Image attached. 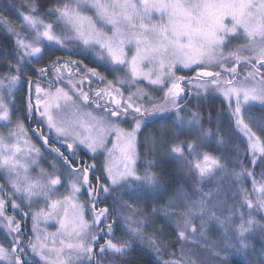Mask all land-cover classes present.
I'll list each match as a JSON object with an SVG mask.
<instances>
[{
  "label": "snow or ice",
  "instance_id": "6c2138e0",
  "mask_svg": "<svg viewBox=\"0 0 264 264\" xmlns=\"http://www.w3.org/2000/svg\"><path fill=\"white\" fill-rule=\"evenodd\" d=\"M23 7L26 11L16 9L20 30L0 17L6 33L0 36V51L11 38L12 55L5 54L4 59L16 60L8 67L17 73L0 76V122L5 127L13 124L14 92L22 82L21 67L27 60L42 56V44L72 55L92 56L113 71L126 67L131 84L120 78L115 84L129 88L147 80L164 90V97L163 103H158L143 89L125 96L113 81L83 61L56 57L46 68L36 70L47 87H41L39 80H27L29 95L23 116L28 120L35 117L47 130V135L41 127L32 130L43 144L47 146L52 137L60 147L49 146L56 158L49 173L39 166L42 153L31 143L20 116L15 117L6 136L0 133V264H32L35 257H39L36 264H105L108 254L119 258L116 264H133L137 244L140 251L147 245V251L157 257L149 264H210L201 248L220 264H227L229 250H256L249 237L259 235L264 244V139L245 119L255 107L264 108V0H24ZM229 64L232 66L227 67ZM81 68L85 69L84 77H94L106 87L90 97L82 88L85 79L73 80L74 75L80 76ZM238 68H243V73ZM184 69L195 76L176 75ZM190 95L198 102L194 106L186 99ZM217 95L227 101L235 126L247 139L252 170L240 160L239 147L234 149L235 159L202 151L212 137L226 143L218 119L215 130L206 129L203 123L200 102ZM142 99L147 104L139 103ZM179 101H185L183 106ZM88 107L101 114L83 110ZM125 118L133 121L131 131L116 123ZM207 120L213 122L211 112ZM149 124L154 128L141 143L147 145L144 155L151 159L145 160L141 175L137 136ZM259 127L264 135V124ZM110 135L116 138L112 148L107 147ZM185 136L194 138L181 139ZM61 147L73 157L81 147L86 148L96 162L80 166L78 160L65 156ZM117 149L119 163L113 155ZM105 155L106 159H100ZM161 157L181 162L197 186L208 181L211 187L201 191L196 201H188V193L178 189L176 198L186 201L184 211L170 212L175 207L170 199L166 206L153 207L146 214L139 205L163 191L162 177L153 171ZM232 164L240 170L230 167ZM257 167L261 168L259 179ZM98 172L101 175H96ZM102 177L106 183L100 182ZM229 178L240 184L243 195L239 207L221 199ZM249 178L251 189L243 186V180ZM65 186L68 194L59 193ZM81 188L89 196L86 205L77 202ZM109 198L112 210L105 207L97 211V203ZM41 202L44 207L33 209V204ZM67 206L73 210L71 219ZM86 207L92 211L91 222L85 219ZM9 208L20 218L8 215ZM113 213L121 218L125 231L119 242L105 239L114 234L116 221L109 222ZM161 214L168 223L172 222L170 217H176L174 230L181 246L174 251L164 245L159 235L163 229L151 219ZM29 218L33 236L25 239ZM51 220L59 225L56 233L39 227ZM147 228L154 231L149 233ZM210 228L222 233L218 243H209ZM232 239L236 243H231ZM161 252L174 258L161 260Z\"/></svg>",
  "mask_w": 264,
  "mask_h": 264
},
{
  "label": "trees",
  "instance_id": "16d2710c",
  "mask_svg": "<svg viewBox=\"0 0 264 264\" xmlns=\"http://www.w3.org/2000/svg\"><path fill=\"white\" fill-rule=\"evenodd\" d=\"M24 0H0V17L7 18L9 23L17 28V18L20 19V17L17 15L16 9H20V11H26V9L23 7ZM6 35L5 28L3 24H0V36ZM14 46L11 38H8V43L3 46V51H0V76L5 75H16L17 73L15 71H9V65H15L16 60L15 59H4L5 54L8 56L12 55V47ZM69 46L73 47L71 44ZM56 57H60L61 60H76V61H83L85 65L88 66V68H96L97 71L105 76L107 80L113 81L114 84L117 81L116 77H119V74L121 71L118 72L114 71L109 67L101 66L100 63L96 61V59L92 56H82V55H72L71 52H68L67 54H63L62 51L58 48H50L47 45H43V51L42 56H39L36 59H29L27 60L21 67L20 75L22 78V82L20 86L17 88V91L15 92L16 95L20 92H22L23 100L16 108V112L13 115V121L15 123V117L20 116V118L23 120V123L25 125V128L29 131L30 125L37 124L35 122V117H33L32 120L25 119L23 114L25 112V100L27 99V93L25 91V87L29 84L27 83V80L31 79L33 83H35L39 79H43L38 76L37 69L39 68H46L52 60H54ZM231 65V64H230ZM228 65V66H230ZM71 67V66H70ZM75 71V69H72ZM238 72H243V68H238ZM85 69H80V75L84 76ZM185 77H192L195 73L191 71H185L181 73ZM49 77L51 78V73H49ZM89 78L88 81H86V87L87 89L92 92L94 91V87H101L104 85V83L99 82L96 78L87 76ZM229 78V77H226ZM90 82V83H89ZM41 85H44L40 82ZM121 85V84H117ZM98 87V88H99ZM189 87V86H188ZM93 89V90H90ZM125 90H127L125 88ZM190 91V88L188 89ZM29 93V92H28ZM29 95V94H28ZM190 101L191 105H196L198 102L191 99V95L186 98ZM144 103L147 104L146 100H141ZM140 101V102H141ZM181 106L185 103V101H179ZM202 107L204 108V111L202 112V115L205 117L203 123L204 127L211 128L215 130L217 128V119L219 120L220 124V133L224 137L226 143L220 144L217 142V139L215 137L210 138L208 141H206L207 146L202 149V151L208 152L211 155L214 156H225L227 158L235 159V152L234 149L236 147H239L240 150V160L243 162V165L247 167L249 170H252V165L249 164V158H250V152L247 151L246 145H247V139L246 137H242L241 134H243L234 123V118L231 116L229 109H228V103L222 96H215L214 98H208L200 102ZM193 110H196L195 107H193ZM211 112L213 122L209 123L207 120L208 113ZM219 114V115H218ZM181 115H184V113H181ZM246 122H249L250 127H252V130L256 132L258 136H261L262 139H264V135H262L259 125L264 124V108H261L259 106L255 107L250 113L246 114L245 116ZM14 123L10 126L14 127ZM9 126V127H10ZM9 127H5L3 123L0 125L1 130L8 129ZM154 125L149 124L147 129H143L141 134H138L137 136V150L140 153V159L138 160V166L141 172H143L144 168V162L146 159H151L150 156H145L144 153L147 149V145L141 143L143 140V136L147 134L148 131L153 130ZM32 129V128H31ZM33 130V129H32ZM46 133V129H44ZM32 136V134H31ZM194 137L191 136H185L181 137V139H193ZM60 147V144H58ZM47 147H45V154L43 156V163H45V160L50 161L51 156H49V150ZM61 151L67 152L64 150L63 147H61ZM48 152V153H47ZM84 156L83 164H92L96 161L93 159V154L87 151L84 148H81V150H78L76 153V156L74 157L75 160H78V157ZM100 159H104L103 157H100ZM56 162V160H55ZM59 164V162H57ZM60 166V164H59ZM230 167H235L237 171H239V165L232 164ZM153 171L157 172L158 175L162 177V187L163 191L157 193L155 199L149 198L144 203H141L139 205L140 210L144 211L146 214L151 213L153 207H161L166 206L168 201L172 199L174 201L175 207L172 209H169L170 212H181L184 211V203L186 201H182L181 199L176 198V192L178 189H183L185 192L188 193V201H196L200 199V192H207L209 191V188L211 187L208 183V181H205L204 184H201L197 186L196 180L194 177L187 174V170L183 168L181 162L177 161L174 158L171 157H161L159 159V166L154 168ZM261 171V168L257 167L255 168V172L257 173V179H259V172ZM96 175H101L99 172L96 173ZM223 174H221L222 176ZM101 183H106L101 178ZM0 183H3V179L0 176ZM95 185V181H94ZM225 195L221 197V199L226 200L227 204L229 206L235 204L237 207L240 206L242 202V195L243 193L240 192V184L239 182H233L232 178H229L225 181ZM243 186L245 188L251 189V179H244L243 180ZM101 196H103V193H101ZM127 198V197H126ZM100 206L107 207L110 211L112 210V204L111 200L109 199H103L98 203ZM40 206L34 207L35 209L39 208ZM26 209V208H25ZM24 209V211H25ZM11 208H9L8 211H10ZM245 212L248 210L245 208ZM8 215H15L17 219L20 218L19 213H7ZM255 214V213H254ZM151 219H154L156 222V226L163 229L159 235L164 241V245L168 247L171 250L178 249L181 245L179 241L177 240L176 233H175V220L176 217H170L171 223L166 222V218L161 214L160 216L151 217ZM112 220H115L116 223L113 225L114 228V234L112 236H106L105 239H113L114 242H119L123 238H125V231L124 228L120 226V223L122 222L121 218L117 216L115 213L112 214L111 219L109 222L111 223ZM198 222V221H197ZM31 219L27 221V229H28V235L25 237V239L32 238L33 233L31 232ZM151 232L154 231V228H149ZM222 233L215 228H210L207 233V239L209 243H218L220 240V236ZM251 243L255 246V251L251 253L246 252H239L235 250H229L226 253L227 257V264H264V255H261V249L264 247V244L261 242V237L259 235H256L255 237H249ZM0 241H3V235L0 234ZM231 243H236L235 239H232L230 241ZM103 243V241H101ZM140 245H136V250L132 253V255L136 258L133 261V264H149L150 261L156 260L157 257L152 255L150 252L147 251V245L144 246L145 251H140ZM185 247H191V245H186ZM98 251V249H97ZM200 251L210 258V264H220V261L217 260L214 256H212L210 253H207L204 251L203 248L200 249ZM28 255L31 256L32 253L29 251ZM178 255V252H177ZM225 256L224 253L221 254V259H223ZM174 257L169 256L165 252H161L159 259L161 260H168L172 259ZM119 258H111V254H108V256L105 257V264H116ZM39 260L38 257H35L32 264H36V262Z\"/></svg>",
  "mask_w": 264,
  "mask_h": 264
},
{
  "label": "rangeland",
  "instance_id": "374dc122",
  "mask_svg": "<svg viewBox=\"0 0 264 264\" xmlns=\"http://www.w3.org/2000/svg\"><path fill=\"white\" fill-rule=\"evenodd\" d=\"M17 20V29L18 30H20V23H21V21H20V19H16ZM43 45L44 44H42L41 45V47H42V50H43ZM50 48H58V47H55V46H49ZM70 48H71V46H69ZM59 49V48H58ZM61 50V49H60ZM62 51V53L63 54H67L69 51H65V50H61ZM39 57V56H38ZM38 57H36V58H38ZM36 58H32V59H36ZM230 65V64H229ZM232 65H230V66H228L227 65V67H231ZM118 70V72L119 71H121V73L119 74V77L117 76L116 77V80L118 79V78H120V79H122V80H128L129 81V84H131V81H130V79H129V77H128V75H127V68L126 67H119V68H116L115 69V71H117ZM215 71H219V69H214ZM73 71V70H72ZM145 71H147V68H145ZM185 71H189V70H187V69H184V70H181V71H179V72H177L176 73V75L177 76H183L181 73H183V72H185ZM114 72V71H113ZM73 73H75V71H73ZM243 73V72H242ZM193 76H195V74L193 75ZM192 76V77H193ZM68 77H65V79H67ZM80 78H84L85 79V81H88L89 80V78L88 77H84V76H73V80L75 81L76 79H80ZM154 78V77H153ZM86 83V82H85ZM83 84L82 85V88H83V91H85V92H89V94H90V97H91V93L92 92H94V91H97V90H99V89H101V88H105L106 87V84L104 83V85L103 86H101V87H94V91H92V92H90L88 89H87V87H86V84ZM21 84V83H20ZM20 84H18L17 85V88L20 86ZM57 87H64L65 85H62V84H58V85H56ZM115 86L117 87V88H121V90L124 92V95L125 96H127L130 92L131 93H134V92H136L137 91V89H143L144 90V92L145 93H148V94H150V96L153 98V99H155L156 100V102H158V103H163V97H164V90H159V88H158V86H152V85H150L149 83H148V81L147 80H141V82H139V83H137L136 84V86L135 87H129V88H126L127 90H125V88H123L122 87V85H117V84H115ZM182 86H184L185 88H186V90H188L189 89V87L187 86V85H182ZM41 87H47V85H41ZM90 90H93V89H90ZM25 91H26V93H27V97H28V92H29V87H28V85L25 87ZM16 92V91H15ZM15 92H14V96H15ZM35 98V94L33 93V99ZM22 100H23V97H22V92H20L19 91V93L16 95V97H15V105H16V108H17V106L19 105V103H21L22 102ZM139 103H144L143 101H139ZM144 104H146V103H144ZM84 111H89V112H93L94 114H96V115H100L101 113H99V112H97L93 107H88V108H86V109H83ZM15 112H16V109H15V111L13 112V115L15 114ZM13 118H14V116H13ZM13 123H14V121H13ZM116 123L119 125V127L121 128V129H123V130H125V131H131V129H132V127H133V121L131 120V118H125L124 120H122V121H116ZM2 124V122H0V125ZM10 126V125H9ZM8 126V127H9ZM13 126V125H12ZM12 126H10V127H12ZM25 126V125H24ZM9 127V128H10ZM9 128L8 129H5L4 131L3 130H1V128H0V133H3L5 136L7 135V133H8V130H9ZM27 129V128H26ZM28 131V130H27ZM31 134H32V129L31 128H29V131H28V136L29 137H31V143L33 144V145H35V147L36 148H38V149H40V151H41V153H42V159H40V161H39V166L41 167V168H44V169H46L49 173H51L52 172V169L49 167V165L51 164V163H53V162H55V160H56V158H55V155H54V153H51L50 151H49V156H51L52 158H51V160L50 161H47V160H45V163H43V156L44 155H46L45 153V147H46V145L45 144H43L42 143V141L39 139V138H37L35 135H33L32 134V136H31ZM46 134H48L47 133V130H46ZM241 136L242 137H245L244 136V134H241ZM108 144H107V147L108 148H112V146H113V142H116V138H115V136L114 135H110L109 137H108ZM11 142V141H10ZM136 147H137V145H136ZM81 148H83V147H81ZM47 149V148H46ZM84 149H86V148H84ZM48 150H49V148H48ZM87 150V149H86ZM88 151V150H87ZM138 151V150H137ZM114 161L116 162V163H119V160H120V152H119V150L117 149L115 152H114ZM107 158V156L105 155L104 156V159H106ZM57 167L58 168H60L61 167V165L59 166V164H57ZM137 168L139 169V166H138V161H137ZM140 170V169H139ZM36 169H34L33 170V172H32V174L33 175H35L36 174ZM64 171H67L66 169L64 170ZM140 174L142 175L143 174V172H141L140 171ZM2 177V176H1ZM2 179H3V177H2ZM62 180H63V177H62ZM95 186V185H94ZM58 192L59 193H65V194H68V190H67V186H65V187H62V188H59L58 189ZM125 199H127L126 197H125ZM88 200H89V196L86 194V192L84 191V189L83 188H81V193L78 195V198H77V202L78 203H80V204H87V202H88ZM147 200H149V198L148 199H146V201ZM145 201V202H146ZM20 201L19 200H17V203H19ZM37 206H40V207H44V205H43V202H41L39 205H36V204H33V209H35L34 207H37ZM22 207H23V205H22ZM103 208H105V207H103V206H100L98 203H97V205H96V210L97 211H99L100 209H103ZM25 209V208H24ZM67 209H68V213H69V219H71V216H72V208H71V206H67ZM140 209V208H139ZM25 211H28V209L26 208L25 209ZM9 213H13V211L12 210H10V211H8ZM61 218H63L62 216H61ZM85 219L86 220H88L89 222H91V220H92V211H91V209H89V208H85ZM123 225V222H121L120 223V226L121 227H123L122 226ZM39 227L41 228V229H46L47 230V232H49V233H56L57 232V228L59 227V225H58V223L56 222V220H51V221H49V222H47V223H42V224H40L39 225ZM146 231L147 232H149V233H151V230H149V228H147L146 229ZM39 258V257H38Z\"/></svg>",
  "mask_w": 264,
  "mask_h": 264
},
{
  "label": "flooded vegetation",
  "instance_id": "af4514ba",
  "mask_svg": "<svg viewBox=\"0 0 264 264\" xmlns=\"http://www.w3.org/2000/svg\"><path fill=\"white\" fill-rule=\"evenodd\" d=\"M49 78H50V77H49ZM39 82H41V83L44 84V85H47V82H46V80H44V79H39ZM37 127H41V130L44 131V128H43L41 125H38V124H34V125L31 124V125H30V128H32V129H35V128H37ZM44 133H45V131H44ZM45 135H47V134L45 133ZM49 139H50L49 144H50V147H51V148L59 147L58 143H56V142L52 139V137H49ZM60 150H61V149H60ZM61 152H63V151H61ZM64 155L67 156L70 160L75 159L73 156L70 155L69 152H67V154L64 152ZM84 158H85L84 156H80V157H78V161L80 162V166H84V165L87 164V163L83 164V159H84ZM89 178H90V179H93V177L91 176V174H90ZM93 183H94V181H93Z\"/></svg>",
  "mask_w": 264,
  "mask_h": 264
},
{
  "label": "water",
  "instance_id": "95a60500",
  "mask_svg": "<svg viewBox=\"0 0 264 264\" xmlns=\"http://www.w3.org/2000/svg\"><path fill=\"white\" fill-rule=\"evenodd\" d=\"M49 141H50V139H49ZM49 146H50V144L48 143L47 147L49 148ZM90 174H91V172H90Z\"/></svg>",
  "mask_w": 264,
  "mask_h": 264
}]
</instances>
